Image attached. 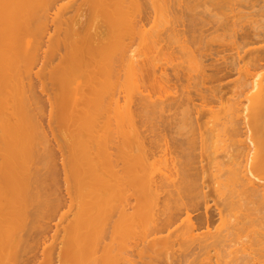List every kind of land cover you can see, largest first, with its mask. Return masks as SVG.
<instances>
[{
  "label": "bare ground",
  "instance_id": "obj_1",
  "mask_svg": "<svg viewBox=\"0 0 264 264\" xmlns=\"http://www.w3.org/2000/svg\"><path fill=\"white\" fill-rule=\"evenodd\" d=\"M25 1L31 12L34 0H0V48L14 44L10 20L16 7ZM227 1L217 0L221 8L229 5ZM261 1L264 3H258ZM107 2V7L99 5L96 9L107 22V38L94 32L91 24L80 29L74 21L63 19L55 41L65 60L58 75L63 95L59 110L83 218L73 245L83 249L90 236L89 227L97 221H110L115 238L102 245V235L97 234L88 246L96 254L101 246L113 248L117 238H124L129 228L134 233L138 225L146 235V249H170L171 235L182 229L176 234L179 244L202 252L205 257L199 264H264V82H255L256 76H252V82L242 89L245 99L236 97L233 103L227 100L231 102L228 105L222 87L203 91L205 87L187 99L177 91L171 95L170 86L166 95L164 87L162 93L166 96L161 94L160 102L153 108L161 113L164 127L160 157L163 161L155 168L141 150L137 155L130 146L131 132L138 133L135 126L141 117L134 111L133 101L141 94L138 73L142 62H138V57L143 41L141 36L138 40L123 36L134 32L127 5L131 0ZM261 5L256 14L264 17ZM232 13V17L237 15ZM233 19L231 23L226 17L221 26L233 31L239 26V19ZM6 31L11 33L6 35ZM235 34L245 46L258 45L264 42V24L259 31L250 29ZM35 38L30 29L28 44L38 47ZM258 50L253 47L249 52ZM261 61L264 56H257L254 63L260 65ZM21 101L18 97L13 100L16 106ZM140 102L142 107L149 104L144 99ZM186 105L191 109L182 122L190 120L191 133L185 140H172V144L166 137L167 128L176 123L175 116ZM11 108V104L0 103V138L2 142L7 139L3 147L12 154L19 139L10 131L8 115L4 116V111ZM116 138H120L118 143L114 142ZM128 185L136 194L135 204L130 197L120 198L122 188ZM175 225L177 228L172 231ZM150 232L169 235L147 242ZM197 259L193 264H198ZM126 260L132 263L130 257ZM98 261L95 257V264ZM75 263L88 264V259L82 256Z\"/></svg>",
  "mask_w": 264,
  "mask_h": 264
},
{
  "label": "rangeland",
  "instance_id": "obj_2",
  "mask_svg": "<svg viewBox=\"0 0 264 264\" xmlns=\"http://www.w3.org/2000/svg\"><path fill=\"white\" fill-rule=\"evenodd\" d=\"M256 1L229 0V5L226 3L227 6L222 8L217 0L127 2L134 32L123 36L137 40L141 36L143 41L138 57V62H142L138 73L141 94L133 101V109L141 117L135 126L138 133L130 131V146L137 155L141 150L155 168L160 167L163 161L160 157L164 127L161 113L153 108L169 86H172L169 90H173L171 95L178 93L186 99L194 98L197 91L205 87L203 91L208 87L210 91L222 87V95L225 96L222 101L232 102V99H245L242 89L248 87L247 83L252 82L254 76L255 82H264V62L261 61L260 65L254 63L257 56H264V42L245 46L235 34V31L261 29L264 17L256 13L264 3ZM107 4V0H34L29 12L25 1L16 7L14 18L10 20L13 33L6 31L5 34L11 33L15 38L14 44H4L0 48V71L3 75L0 77V103L13 106L4 111V116L8 115L10 131L19 140L11 154L3 147L7 139L2 142L0 138V264H74L82 256L88 259V264H95V257L100 259L99 264H129L126 257H130L131 264H193L195 258L199 264L205 257L202 252L180 246L176 234L182 229L171 235L170 249H146V235L141 233L142 228L138 225L134 227V233L129 228L124 238H117L113 248L101 246L96 254L88 246L97 234L102 235V245L115 238L114 224L110 221H97L89 227V240L83 249L73 245L74 235L81 228L83 218L70 172L64 137L66 129L59 110L63 95L58 75L65 60L59 55L55 41L63 19L74 21L76 28L80 29L91 24L94 32L107 38V22L96 11L97 6L107 7ZM232 10L237 14L235 17H232ZM228 16L234 21L238 16L239 26L233 31L228 26H221L226 17L228 21L232 20ZM30 29L34 30L38 47L28 44ZM253 47L259 50L250 53ZM213 72L219 77L215 78ZM206 77L214 81V87ZM204 82L210 86H205ZM164 87L165 94L162 93ZM17 97L23 101L20 106L13 102ZM141 99L149 104L142 107ZM190 107L180 108L175 116L176 123L170 125L171 128L167 125L169 142L183 140L190 135V120L182 122L187 118ZM119 140L116 138L114 142ZM128 197L135 204L136 194L131 185L124 186L120 192L121 199ZM175 228L177 225L171 230ZM168 235V232L157 235L150 232L146 240L151 242L156 237Z\"/></svg>",
  "mask_w": 264,
  "mask_h": 264
}]
</instances>
